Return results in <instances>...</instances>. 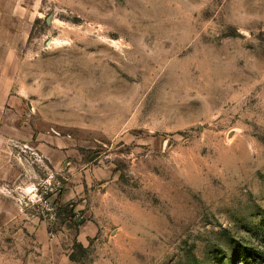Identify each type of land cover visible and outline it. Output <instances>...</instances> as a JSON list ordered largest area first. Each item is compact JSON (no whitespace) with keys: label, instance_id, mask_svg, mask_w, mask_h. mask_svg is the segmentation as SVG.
Listing matches in <instances>:
<instances>
[{"label":"rangeland","instance_id":"374dc122","mask_svg":"<svg viewBox=\"0 0 264 264\" xmlns=\"http://www.w3.org/2000/svg\"><path fill=\"white\" fill-rule=\"evenodd\" d=\"M0 264H264V0H0Z\"/></svg>","mask_w":264,"mask_h":264},{"label":"crops","instance_id":"0c3cea01","mask_svg":"<svg viewBox=\"0 0 264 264\" xmlns=\"http://www.w3.org/2000/svg\"><path fill=\"white\" fill-rule=\"evenodd\" d=\"M49 149V148H46ZM72 150L70 148V145L65 146L63 148H59V149H52L50 151H46V156L47 159L50 161V163L52 164L53 169L57 170L60 167H66L67 161L66 158L70 157ZM66 196H64V198H61L62 204H65L67 202H69L71 199L70 198H65Z\"/></svg>","mask_w":264,"mask_h":264}]
</instances>
